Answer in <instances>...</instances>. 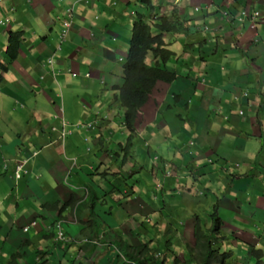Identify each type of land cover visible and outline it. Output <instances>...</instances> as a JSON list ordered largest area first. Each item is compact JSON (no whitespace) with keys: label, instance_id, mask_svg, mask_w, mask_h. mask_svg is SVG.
<instances>
[{"label":"crops","instance_id":"obj_1","mask_svg":"<svg viewBox=\"0 0 264 264\" xmlns=\"http://www.w3.org/2000/svg\"><path fill=\"white\" fill-rule=\"evenodd\" d=\"M135 1L138 0H31L29 4L27 0H5L2 5L4 14L14 8L9 14L11 25L3 26L2 34L8 40L11 31L23 32L24 37L14 59L2 56L1 52L7 54L8 45L0 49V264H93L102 258L105 252L98 249L108 239L104 238L106 227H74L88 221L86 216L91 213L89 205H78L87 188L100 198L95 211L103 218L104 226L114 224L118 236L124 228L128 235L121 236L133 240L138 222L130 214H145L139 204L147 205V188L152 186L155 174L147 170L153 152H147L146 143L153 148L170 142L167 147L171 150L176 143L185 150L195 149L200 161L195 170L198 178L203 183L208 179L206 183L211 186L213 182L209 180L215 176L224 182L231 173L241 172L237 179L244 180L242 189L248 186L259 192L258 188L264 187V139L247 137L261 136V128L254 121L259 107L264 114V24L258 30L260 41L253 43V31L248 25L232 30L211 10V36L206 38L191 27L184 53L171 64L178 79L171 86L158 84L153 96L157 97L160 91L169 96L163 101L151 97L138 113L127 156L132 161L123 162L122 146L127 144L131 130L115 98V87L122 80L93 66L99 60L94 59L92 48L99 47L103 56L109 55L111 49L127 51L126 33L132 31L134 20L130 5ZM153 1L156 14L157 8L162 12L179 0ZM193 1L180 0V5L190 7ZM199 1L209 4L208 0ZM247 3L264 8V4L254 0ZM67 6H74V23H78L70 41L58 51L61 29L55 18L60 12L65 16ZM183 19L182 16L180 24L184 29L187 23ZM114 34L116 41L105 40ZM214 58L218 62L213 63ZM72 73L78 76L74 78ZM86 73H91L89 81ZM208 78L211 85L206 84ZM102 79L109 96L100 87ZM243 92H249V103L241 98ZM172 94L180 97L175 104L168 103ZM194 100L199 103L195 115ZM240 108L246 116L232 118ZM61 116L69 126L62 128ZM92 118H97V128H73ZM62 130L68 132L64 141ZM192 140L196 142L193 148L189 146ZM258 150L261 154L257 156ZM33 153L37 155L32 156ZM171 154L180 156L177 151ZM23 159H27L23 169L29 173H21L18 178L14 165ZM209 160H218L216 167ZM235 164H240L239 169H234ZM121 192H144L147 198L140 197L141 201L131 205L115 200ZM171 205L176 207L177 203ZM256 206L264 207V200L257 199ZM72 208H76L78 224H72ZM110 208L115 209L111 223L106 220ZM127 212V218L120 217ZM232 213L241 217L233 208ZM63 219L67 220L64 227L70 240L55 245L53 237L51 241L47 239V232H52L49 227ZM33 221L38 222V228L24 233L23 228ZM227 226L237 235H248L234 223L227 222Z\"/></svg>","mask_w":264,"mask_h":264},{"label":"clouds","instance_id":"obj_2","mask_svg":"<svg viewBox=\"0 0 264 264\" xmlns=\"http://www.w3.org/2000/svg\"><path fill=\"white\" fill-rule=\"evenodd\" d=\"M209 4L204 5L201 4L199 0H194L191 2L190 7L194 6V12L196 16H191L188 19H183L187 24L184 26V29L181 33H174L173 31L171 33H163L162 32V25L163 22L170 21L171 19L175 18L178 23L179 27H182V24H180L181 17L179 16L182 12L180 0L175 1L173 4V7L170 9L163 10L159 13L154 14L155 7L153 6L154 2L153 0H138L135 2H131L130 8L132 11L130 12V15H133V27L132 31L130 33H126L127 39L129 41L128 48L126 52H122L118 49H111V53L109 55H101L99 47H93L92 48V54L99 60L96 65H93L95 68H98L99 71L104 73L105 75H108L113 78H119L122 80V83L115 87L116 91V101H119V94L122 91V87L124 86V81L130 78V75L134 73L135 65L133 63V60L131 58V49H132V43L135 39L134 29L138 25H147L149 24L152 26L153 35L162 36L163 41L167 45L168 49L174 53V57L171 59V61L167 64V67H165L168 72L171 74H174V79L170 83L163 82L162 84L171 86L173 83L178 79V73L171 68V64L173 61L177 60L182 53H184L185 48V40L188 36V33L191 31V27L193 26L196 30V33L198 34H204L207 38L208 36H211L210 31L212 28V23L210 22V18L208 17V14L210 10L220 18L221 21L224 22V24L229 27L232 30L239 29L245 27V25H248V28L253 31V37L252 42L258 43L260 41L258 30L261 25L264 24V8H259L257 6H250L248 5L247 1L245 3L241 2V0H208ZM5 0H0V27L3 26H10L11 20L9 17V14L14 10V8H11L7 13H3L1 11V7L4 4ZM29 4H31V0H27ZM254 3H261L264 4V0H254ZM159 5V4H158ZM157 5V6H158ZM178 8L179 12H174V10ZM65 16L64 14L57 16V19L55 18V21L58 20L60 23V32L58 35V51L62 50V46L65 44L66 41H70L71 34L73 31V24L75 22L74 18V6H67L65 8ZM161 13V15H160ZM190 24V26L188 25ZM10 33H23V32H13ZM10 35V34H9ZM24 37V33L22 34ZM185 36V37H184ZM70 37V39H69ZM10 38V36H9ZM181 38H184V42H182ZM113 39L114 41L117 40V35H113L110 37H107L105 40ZM23 41V38L21 39V42ZM9 46V44H8ZM1 51V50H0ZM2 56L6 55L5 52H1ZM55 56V55H54ZM54 56L51 58V62L53 61ZM96 62V61H95ZM148 63H151L150 60H147ZM247 62L252 65L249 58H247ZM74 78L78 76L77 73L71 74ZM86 78H88L87 81L91 79V73L84 74ZM100 87L105 90V93L107 96L109 94L106 92L107 85L105 81L102 79L100 81ZM37 91L39 88H36ZM154 91V89H153ZM153 91L151 94H153ZM173 97L176 99H179L180 97L172 94ZM110 97H113L111 95ZM151 96L149 97V99ZM241 98L245 100L247 103L250 102V94L249 92H243L241 95ZM148 99V101H149ZM147 101V102H148ZM146 102V103H147ZM120 103V102H119ZM145 103V104H146ZM144 104V105H145ZM138 107L136 117L134 118V121L132 124L128 125V127L131 130V133L128 136V142L124 146V155H123V162L124 161H132V158L129 156V147L133 145L134 140V132L135 130V122L138 117V113H140V110L143 108ZM121 106V104H120ZM121 108L124 111V121L126 119V111L121 106ZM259 111L257 112L255 116L254 125L258 128H261V136H247L248 139L253 140H259L261 138L264 139V114H262L261 108H258ZM245 117V111L243 108H240L237 112V114H233L232 118L235 117ZM97 119V118H96ZM126 123V122H125ZM127 124V123H126ZM133 125V126H132ZM61 126L66 127L69 126L68 123L65 121L63 116H61ZM73 128H81L85 127L88 130L91 128H97V122L90 121L88 123H77L75 124ZM52 131H56L55 128H52ZM68 132H64L62 130L61 137L62 141L65 140L66 135ZM263 135V137H262ZM132 136V137H131ZM240 137V136H239ZM173 142V140H172ZM195 143V144H194ZM170 145V142L166 145H160L158 148H153L149 146L146 143V150L147 152L151 151L153 154H151V160L149 162L150 167L147 168V170H151L154 174V178L152 179V186L150 188H147L148 191H150V194L148 195V200H146L147 205L140 203L139 209L145 213V214H130V217L133 218L134 221H137L138 223H135L136 225V232L132 234L133 240H127L123 238L121 235L126 234L124 228H122L123 233L121 235H117V237H114V233L111 237L106 239L105 242L108 243L109 247L112 245H115V242H118L120 240L129 242L133 244L135 247H140L142 244L148 243L150 245V248H158L156 246H160L159 251L156 252L154 255L156 258L160 260L165 259V264H205L203 263V254L205 252V247L207 244H210V246L217 251V258L209 257L208 264H264V251L262 250V247L264 245V207H257L256 206V200L257 199H263L264 200V187L258 188L259 192H255L251 189L247 188L242 189V184L244 180H239L237 178L241 177V172L233 174L231 173V176H229L228 180H224V182L228 183V187L230 190L233 191L232 196L225 197L221 190L213 189V192L216 193V199L215 202H218L216 205H214V212L211 214L213 217H211V214H205L208 211H211L210 208L206 209V211H203V216L198 214L197 211L191 212L192 216V222L188 223L186 220V225L181 224L178 220V217L175 214H172L170 212L166 213L167 211H171L175 209L177 206L180 207V210H185L188 203L191 201L194 203V199L196 197L193 195L192 198L181 200L180 199V187H186L191 179L190 173H188V170L186 169V164H183L182 158L186 157L188 159V156L194 158L192 161V166L194 170H197L199 168V153L192 150L190 151V148L183 149L181 146L179 147L178 144H173L172 150L169 149L167 146ZM196 142L192 140V142L189 143V146L193 148L195 147ZM242 150H244L243 146H238ZM262 144H259V149H261ZM181 149L183 151H181ZM252 150L256 151L257 147L255 145H252ZM177 151L180 156H175L173 154L170 155V153ZM118 153V151L115 152ZM166 153L167 155H164ZM261 154V150H258L257 156ZM36 153H33L32 156H36ZM180 159V161H179ZM179 161V162H178ZM214 161V160H213ZM27 162V159L23 160H16V163L14 165V175L16 177H21L25 174L27 175L29 173L28 169H23L24 164ZM210 163H213L211 160H209ZM215 164V161L214 163ZM240 164H235L234 169H239ZM27 170V171H26ZM131 173H139L135 170H131ZM239 172V171H237ZM193 176H196L198 178L197 172L194 171L191 173ZM197 178L194 177L193 182V189L195 190L194 193H197V198L201 196V191L203 190L202 187L206 186V182L208 179L204 180L205 184H200V190H197L195 187V182H197ZM215 178V179H214ZM214 180H216V177H213L209 181H212L214 183ZM230 182V183H229ZM215 188V187H213ZM152 191V194H151ZM212 191V190H209ZM210 194L208 192L203 191L202 196L205 195V197ZM84 198L80 200L78 205H89L90 211H95L96 205L98 204V201L100 198H97L96 195L92 194L90 188H87L85 191ZM140 197L147 198L146 194L144 192H121L117 193V198H115L116 201L125 200V203L127 204H137L138 201H141ZM92 199L94 201L92 202ZM203 200H207L208 204H210V199L206 197ZM85 201V203H84ZM175 201V202H174ZM171 203H177L176 207H172ZM234 204V205H233ZM242 204L249 207V212L247 214H243L242 211ZM224 209L223 213L230 212L232 213V208L237 211V213L241 214L243 216L242 218H245L247 220L240 221L241 225L238 226V229L248 232L247 236L242 235H227L225 232H223L222 228L227 226V222H230L229 220H223L220 217L219 208ZM230 207V208H229ZM72 212L75 214V219L72 221V224H78V215L76 208L71 209ZM146 211H150L149 214ZM158 213V216L154 218V215ZM233 214V213H232ZM171 215V216H168ZM206 215V219H204V216ZM219 217L221 220V224L217 231L214 233V221L213 218ZM138 217V219H137ZM159 217V218H158ZM210 217V218H209ZM63 221V222H62ZM64 222L67 223L66 219H63L59 222H56L52 226L49 227V230H52L54 234L53 242L55 245L58 244H64L68 242V239L70 236L68 231H65ZM38 222L33 221L29 226H26L23 228L24 233H27L29 229H35L38 228ZM144 223H147L150 225V228L147 229L144 226ZM83 224L90 225L89 221L86 222H80L79 225H76L74 227H83ZM162 225L161 228L159 226ZM138 226V227H137ZM47 227V226H45ZM166 227V230H165ZM190 228L193 230V238L195 240V246L194 248L190 247L189 249H178L176 252L173 249V246L175 242H187L189 239V235L186 234L187 229ZM196 228L202 229L206 233V239L202 245V243H198V238L195 235ZM84 229V228H83ZM108 230L104 229V238L107 234H109ZM67 234V235H66ZM237 236L243 237V239L238 238ZM234 237V238H233ZM210 239L207 243L206 240ZM70 240V239H69ZM115 240V241H114ZM101 244L100 241H96ZM162 243V244H161ZM103 246V251L100 253H104L105 255H108L107 251H105V245L101 244ZM147 245V244H146ZM209 246V250H210ZM98 248V246H95V249ZM257 249V250H256ZM260 249V250H258ZM104 255V256H105ZM227 255L226 260H224V256ZM103 256V257H104ZM114 256V254H113ZM229 257V262H227ZM101 262V258L95 259L93 261V264H99ZM133 264V262H132Z\"/></svg>","mask_w":264,"mask_h":264},{"label":"trees","instance_id":"obj_3","mask_svg":"<svg viewBox=\"0 0 264 264\" xmlns=\"http://www.w3.org/2000/svg\"><path fill=\"white\" fill-rule=\"evenodd\" d=\"M181 10L182 13L180 17L183 16L185 20L188 19L190 15L195 17V14H197L194 12V6L184 7L181 8ZM174 12H179L178 8H176ZM165 20L166 21L163 22L162 25L163 33H171L172 31L174 33H181L183 31V26L179 27V23L175 18L170 21H167V19ZM152 32V26L149 24H141L134 29L135 39L132 43L131 58L136 68L134 73L130 75V78L124 81L125 84L119 94L118 101L127 113L125 119L127 125L132 124L136 117L138 107H141L148 101L153 89H155L158 84H162L163 82L170 83L174 79V74H171L165 68L174 57V53L168 49L162 36H155ZM22 34L23 33H10L9 35V46L6 52L11 59L17 57L22 43ZM181 40L184 42L185 39L181 38ZM147 60H150L151 63H148ZM95 119L96 118H92L91 121ZM228 185V183L223 181H218L217 183L212 184L217 190H221L225 197L233 195V191L229 189ZM202 189L205 192L214 195L216 199V193L209 191L207 186L202 187ZM93 201L94 199H92V202ZM211 217H213L212 214ZM242 217L243 216L238 218L241 221L247 220ZM213 221L215 224L213 232L215 233L221 224V220L219 217L214 216ZM195 235L198 238V243H202L203 245L206 239V233L202 229L196 228ZM47 236V239L50 241L52 237L54 238L53 232H47ZM105 237L109 238L110 236L107 234ZM209 240L210 239L208 238L206 242L208 243ZM102 243L105 245V251L108 252V255L102 257L99 264H132V262L133 264H165L164 258L159 261L154 255L159 251V245L156 246L158 248H150L148 242L146 243L147 245L144 243L140 247H135L129 242L120 240L115 242V245L109 247L107 242L102 241ZM209 246L210 244L206 245L203 254V263L205 264H208L209 257L217 258L216 255L218 252L211 246L209 250ZM42 252L43 254L45 253V251ZM226 258L227 255L224 256L223 259L226 260Z\"/></svg>","mask_w":264,"mask_h":264},{"label":"rangeland","instance_id":"obj_4","mask_svg":"<svg viewBox=\"0 0 264 264\" xmlns=\"http://www.w3.org/2000/svg\"><path fill=\"white\" fill-rule=\"evenodd\" d=\"M77 23H74L73 24V28L76 29L77 27ZM2 32H4V29L1 27L0 28V49H4V46H7L8 43H9V40L7 38L6 35L2 34ZM70 39V37H69ZM67 43V41L65 42ZM218 62V59L214 58L213 59V63H216ZM207 85H211V82L209 81V78L207 79V82H206ZM2 87V86H1ZM158 90V89H157ZM152 97V99H156L158 97L159 98V101H163V98L165 96H169L168 94H164L163 91H160L157 92V97H154L153 94L150 95ZM1 99V98H0ZM113 99V97H111V100ZM151 102H154L153 100H151ZM177 102V99L175 97L171 98L170 97V100L168 101V103L170 104H175ZM199 106V103L197 100H194V103H193V108H192V114L195 115L196 114V109L198 108ZM48 108H50L49 106H46ZM119 115L117 114L116 115V118L118 117ZM124 119V117H123ZM115 133H118L117 130H115ZM197 141H199V138L197 137L196 138ZM166 140H162V142L165 143ZM196 149H199L198 146H196ZM195 150V149H194ZM196 151V150H195ZM197 152V151H196ZM194 160V158L188 156V159L186 157H183L182 158V162L183 164H186V169L188 170V173H190L191 175V179L194 180V176L191 174L192 172H194L195 170L193 169L192 167V161ZM221 161V160H219ZM218 162V160H215V164L214 166L216 167V163ZM221 163V162H220ZM99 164V162H98ZM221 165V164H220ZM210 169H214L213 166H209ZM218 168V167H217ZM102 169H105L106 168H102ZM94 175L96 174V170L93 171ZM216 177V176H215ZM218 178H221L220 176H218ZM192 180L189 181V183L187 184L186 187H180L179 188V191H180V199L181 200H186V199H190L193 197V195L195 196L196 194V197L194 199V203H192L191 201L188 203L187 207L185 208V210H180V207L177 206L175 209L171 210V211H167L166 213L170 212L172 214H175L177 217H178V220L181 224H185L186 225V220L188 223H191L192 222V214L191 212H194V211H197L198 214H200L201 216H203V211H206V209H209L211 211H208L206 212L205 214H211L213 211H214V205H216L218 202L214 203L215 202V196L214 195H211V194H208L206 197H208L210 199V204H208V201L206 200V202H204L205 200H203L205 198V195L202 196V192L204 190H200V184L201 185H204L205 182L203 183L199 178H197V182H195V188L197 190H200L201 191V196L197 198V193H194V189H193V182ZM206 180V179H205ZM218 180H217V177H216V181H214V183H217ZM206 186L209 188V190H212V189H216V188H213V186L209 185V184H206ZM116 194V193H115ZM110 204H112L110 201H108ZM242 211H243V214H247L249 212V207L242 204ZM118 212H121V209L119 208ZM219 212L221 213L220 214V217L223 219V220H229L231 221V223H234L236 226H240L241 222L239 220V218L236 216V215H233L232 213L230 212H227V213H223L224 212V209H222L221 207L219 208ZM115 214V209L113 208H110L109 209V214L106 216V220L108 222L111 223V221L113 220V215ZM129 215V213L127 212V214L125 213H122L120 217L122 218H127ZM158 216V213L156 215H154V218H156ZM168 216H171V215H168ZM86 219H88V221L90 222V225L93 229H102V227H106V229L108 230L109 233V236L111 237L114 233V237L116 238L117 237V233L114 231L115 230V225L112 224V225H107V226H104V224L102 223V217L99 215V213L97 211H92L90 213V215L86 216ZM204 219H206V215L204 216ZM121 225V224H119ZM144 226L149 229L150 228V225L147 224V223H144ZM162 225L159 226V228H161ZM84 228V226H83ZM165 230H166V227H165ZM223 232H225L227 235H233L235 234V231L229 227V226H225L222 228ZM122 233H123V230H122ZM186 234L189 235V239L187 242H182L183 244H181L180 242H175L174 246H173V249L177 252L178 249H181V251H183V249H189V246L194 248L195 246V240L193 238V230L188 228L187 231H186ZM238 238L240 239H243V237L241 236H237ZM234 238V237H233ZM189 245V246H188ZM257 250V249H256ZM260 250V249H258ZM262 250L264 251V245L262 247ZM99 252H102L103 251V246L101 245L98 249ZM264 258V257H263ZM227 262H229V257H228V260Z\"/></svg>","mask_w":264,"mask_h":264}]
</instances>
